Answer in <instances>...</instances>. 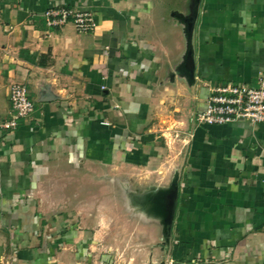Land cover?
Returning <instances> with one entry per match:
<instances>
[{
	"label": "crops",
	"instance_id": "crops-1",
	"mask_svg": "<svg viewBox=\"0 0 264 264\" xmlns=\"http://www.w3.org/2000/svg\"><path fill=\"white\" fill-rule=\"evenodd\" d=\"M263 76L264 0H0V121L13 83L35 106L0 129V264H264V123L195 121Z\"/></svg>",
	"mask_w": 264,
	"mask_h": 264
},
{
	"label": "built area",
	"instance_id": "built-area-1",
	"mask_svg": "<svg viewBox=\"0 0 264 264\" xmlns=\"http://www.w3.org/2000/svg\"><path fill=\"white\" fill-rule=\"evenodd\" d=\"M45 22L49 26H63L72 22L79 33L92 32L96 21L89 11L74 10L66 6H57L44 12ZM206 99L203 111L195 115L199 124H228L239 121L250 125L264 123V76L258 86L246 83H228L214 86ZM11 117L0 121V129L13 130L20 120L32 117L35 106L29 90L23 83H13L9 89ZM168 264H175L169 261Z\"/></svg>",
	"mask_w": 264,
	"mask_h": 264
},
{
	"label": "water",
	"instance_id": "water-1",
	"mask_svg": "<svg viewBox=\"0 0 264 264\" xmlns=\"http://www.w3.org/2000/svg\"><path fill=\"white\" fill-rule=\"evenodd\" d=\"M193 17L189 16L185 19V21L188 24V27H191V21H192ZM186 67L191 70L193 68V59H192V55H191V51L188 52L187 57H186Z\"/></svg>",
	"mask_w": 264,
	"mask_h": 264
},
{
	"label": "rangeland",
	"instance_id": "rangeland-1",
	"mask_svg": "<svg viewBox=\"0 0 264 264\" xmlns=\"http://www.w3.org/2000/svg\"><path fill=\"white\" fill-rule=\"evenodd\" d=\"M69 264H81V263H76L74 262L73 258H69ZM96 258L90 257L89 260L86 259V261L82 264H100L97 262V260H95ZM169 262V261H168ZM168 262H166L165 264H168Z\"/></svg>",
	"mask_w": 264,
	"mask_h": 264
},
{
	"label": "trees",
	"instance_id": "trees-1",
	"mask_svg": "<svg viewBox=\"0 0 264 264\" xmlns=\"http://www.w3.org/2000/svg\"><path fill=\"white\" fill-rule=\"evenodd\" d=\"M105 264H111V263H109V262H105Z\"/></svg>",
	"mask_w": 264,
	"mask_h": 264
}]
</instances>
